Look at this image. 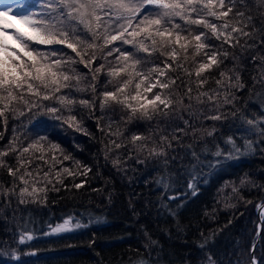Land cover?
I'll return each instance as SVG.
<instances>
[{"label": "trees", "instance_id": "obj_1", "mask_svg": "<svg viewBox=\"0 0 264 264\" xmlns=\"http://www.w3.org/2000/svg\"><path fill=\"white\" fill-rule=\"evenodd\" d=\"M12 1L10 10L15 8L12 13L17 12V15L35 11L39 6L36 0ZM253 15L261 23L259 17L264 15V10L253 12ZM209 39L220 48V42L212 39L210 32ZM113 47L135 51L131 46L122 45L120 41L113 42ZM223 48L229 53L238 52V49L227 45ZM64 51L70 52L67 49ZM137 55L144 57L146 54ZM187 56L188 59L185 60V53L179 52L177 60L180 66L173 63L172 70H165L169 79H175L170 90H161L163 95L171 96L173 100L172 107L168 110L170 119L158 117V120L151 122L136 120L129 123L127 115L119 107L102 111L97 102L93 115L101 118L103 133L98 130L95 119H89L88 109L82 108L78 103L73 109L95 139L74 131L46 113H36L31 118L26 115L19 120L9 118L7 127L0 125V132L4 134V138L0 140V151L7 148L14 136L19 138L14 147H18L20 152L23 147L43 137L44 143L23 155L28 169L32 171L29 187L32 186L31 181L36 180L46 190V194H40L43 203L28 202L23 205L19 203L18 194L11 200L0 194V257H3L0 264L14 262L13 253L20 257V264H207L209 255L219 264H250L253 249L255 258L260 264H264V233L257 236V210L264 203V188L257 191L252 187L253 183L257 186L264 185V154L257 150L255 154L249 153L226 161L222 168L215 169L211 174L209 169H201L206 179L199 182V194L195 198L189 195L187 202L177 201L171 205L178 211L177 216H170L163 207V185L157 188L155 182L163 178L164 183H171L169 195L186 191L188 173L195 161L190 154L185 155V150L190 153L192 149L182 148L172 141L175 150L168 149V157L175 156L177 160L167 168L162 163L158 166L152 160L147 165L138 166L134 160L128 159L129 155L133 158L137 155L141 159L146 158L147 149L159 145L161 135L170 134L177 126L184 127L185 120L191 121L197 131L195 140L191 129L187 136H182L184 146H194L202 158L206 156L213 159L212 153L215 152L216 145L225 147L224 141L229 136H235L237 143L242 145L247 134L237 132L239 120L230 115L224 121L205 119L214 114L215 105L207 97H201V92H219L220 110L225 114L238 108L247 113V118L262 119L259 115V100L249 90L254 88L252 77L260 75L258 64H252L246 57L243 63L233 62L229 58L220 69L204 74L206 83L201 87L195 76L196 64L192 62V53L189 52ZM97 57L95 66L105 65L104 72L99 74L95 82L99 93L105 87H112L106 73L109 62H114V57H107L105 60L99 51ZM196 59L200 61L204 57L201 54ZM164 60L165 57L157 52L150 57L147 67L156 64L163 68ZM75 68L87 77L80 87H88L92 83L91 70L82 64H76ZM229 69L238 70L246 84L245 90L236 93L238 102L235 105L223 104V89L216 84L217 79H220L219 72ZM189 88L191 93L188 92ZM255 92L264 95V88L255 86ZM73 95L77 100L93 98L90 89L86 92H74ZM17 108L24 109V105L19 104ZM63 114L67 116L68 112L65 110ZM13 128L17 129L15 134ZM213 129V136H207V132ZM109 131L111 139L123 145L120 149L109 144ZM117 132L121 135L117 136ZM133 134L148 138L141 142L146 144L145 151L138 152L133 146L130 139ZM52 144L59 145L65 153L70 152L76 160L90 166L92 171L89 175L73 179L62 173L63 183H58L56 172L61 171L62 167H69L73 171L82 169H77L72 161H64L63 153L59 149H53ZM41 148L43 152L39 151ZM105 151H108L107 158ZM18 155L19 153L3 159L14 167H20L17 164ZM41 156L43 159H40ZM117 158L121 163L119 171L112 164V160ZM123 168L128 171L125 173ZM44 172L49 173L47 179L44 178ZM85 179V187H72L73 183H80ZM241 180L246 183L242 185ZM5 187H12V177L5 167H0V190ZM18 187L17 181V192ZM233 187L237 189L236 192H233ZM179 203H184V207L178 208ZM261 216L262 224L264 215ZM69 217H73V223L80 220L89 226L61 236L42 234ZM21 234H31L34 239L21 246L18 243ZM33 251L36 255H25Z\"/></svg>", "mask_w": 264, "mask_h": 264}, {"label": "snow or ice", "instance_id": "obj_2", "mask_svg": "<svg viewBox=\"0 0 264 264\" xmlns=\"http://www.w3.org/2000/svg\"><path fill=\"white\" fill-rule=\"evenodd\" d=\"M36 4L39 6L35 11L14 17L23 28H16L10 23V12L7 9L0 12V125L7 127L9 118L19 120L26 115L31 118L36 113H46L74 131L95 139L84 121L74 114L73 109L77 103L88 109L89 119L94 118L98 130L103 133L101 118L93 115L97 102L102 111L119 107L127 115L129 123L136 120L151 122L158 120V117L170 119L168 110L172 107L173 100L171 96L163 95L161 90H170L171 85L175 84V79H169L165 70H172L173 63L180 66L177 60L179 52L185 53V60L188 59L187 54L192 53V62L196 64L195 76L201 87L206 83L204 74L220 69L229 58L233 62L243 63L246 57L260 68L259 77H252L254 88L249 90L259 100V115L262 119L247 118V113L238 108L225 114L220 110L219 92L200 94L215 105L214 114L206 116L205 119L224 121L230 115L240 121L237 132L247 134L242 145L237 143L235 136H229L224 141L225 147L216 145V150L212 153L213 159L206 156L202 158L194 146H184L182 136H187L191 129L192 138L195 140L197 131L191 121L185 120L184 127L177 126L170 134L161 135L159 145L147 149L146 158L141 159L138 155L133 158L129 155L128 159L134 160L138 166L147 165L152 160L158 166L162 163L167 168L177 160L175 156L168 157V149L175 150L172 141L182 148L192 149L190 153L185 150V155L190 154L195 161L188 173L186 191L169 195L172 190L171 183H164L163 178L155 182L157 188L163 185V207L170 216H177L178 211L171 205L177 201L187 202L189 195L195 198L199 194V182L206 179L201 169H209L211 174L215 169L222 168L226 161L249 153L255 154L257 150L264 154V95L255 92V86L264 88V15L259 17L261 23L253 15V12L264 10V0H36ZM209 32L212 39L220 42L219 49L210 42ZM116 41L131 46L135 51L113 47V42ZM224 45L238 49V52L229 53L223 48ZM65 49L70 52H65ZM98 51L105 60L107 57H114V62H109L106 73L112 87H105L99 93L95 82L99 74L104 72L105 65L95 66ZM157 52L165 57L163 68L156 64L147 67L150 57ZM137 53L146 55L141 57ZM201 54L204 59L197 61L196 57ZM76 64H82L91 70L92 83L88 87H80L87 77L77 72ZM219 77L216 84L223 89V104L235 105L238 102L236 93L246 88L240 72L234 69L220 71ZM89 89L93 93L92 99L77 100L73 95L74 92H86ZM188 92L191 93V88ZM46 101L51 103L45 104ZM19 104H23L24 109H18ZM65 110L68 112L67 116L63 114ZM16 131L13 128L14 134ZM214 131L215 129L207 132V136H213ZM116 135L120 136L121 133L117 132ZM108 137L109 144L114 148L120 149L123 146L111 139L110 131ZM3 138V132H0V140ZM130 139L138 152L145 151L146 144L141 142L147 140V137L133 134ZM18 140L14 136L7 148L0 151V167H5L8 175L12 177V187L3 188L0 194L9 200L18 194L19 203L22 205L28 202L43 203L40 194H46V190L36 180H32V186L29 187L32 171L28 169L23 154L29 153L30 149L36 150L45 141L41 137L23 147L20 152L18 147H14ZM51 147L63 153L64 161H72L77 169H82L73 171L69 167H62L61 171L56 172L58 183H63L62 173L75 179L77 176L87 177L92 171L90 166L76 160L70 152L65 153L59 145L52 144ZM105 148H108L107 144ZM39 151L43 152V149ZM17 153V164L20 167H14L3 159ZM107 156L108 151H105V158ZM112 164L118 171L121 170L119 158L112 160ZM122 170L125 173L128 171L127 168ZM48 176L49 173L44 172V178L47 179ZM240 183L243 185L246 181L241 180ZM86 184L85 179L80 183H73L72 187L81 189ZM252 187L259 191L264 185L257 186L253 183ZM232 190L237 191L235 187ZM177 207L183 208L184 203H179ZM88 226L80 220L73 223V217H69L42 234L61 236ZM260 229L264 233V223L260 225ZM33 239L31 234H21L18 243L23 246ZM12 255L14 262L9 264H20V257L14 253ZM25 255L34 256L36 253L27 252ZM250 258L251 264H260L255 258L254 249ZM207 264L219 262L209 255Z\"/></svg>", "mask_w": 264, "mask_h": 264}, {"label": "rangeland", "instance_id": "obj_3", "mask_svg": "<svg viewBox=\"0 0 264 264\" xmlns=\"http://www.w3.org/2000/svg\"><path fill=\"white\" fill-rule=\"evenodd\" d=\"M10 0H0V10H4L5 8H6V3L7 2H9ZM11 3V2H10ZM18 6V5H17ZM16 9L14 8V9H11V10H8L9 12H10V15H9V17H8V19H9V21H10V23L11 24H13L16 28H23V26L22 25H20L18 22H17V20L16 19H14V17L15 16H17V12L16 13H12V11H15ZM9 34H11L10 33V31H9ZM264 213V211L262 210L261 211V214H263ZM259 224V223H258ZM260 236V235H259Z\"/></svg>", "mask_w": 264, "mask_h": 264}, {"label": "water", "instance_id": "obj_4", "mask_svg": "<svg viewBox=\"0 0 264 264\" xmlns=\"http://www.w3.org/2000/svg\"><path fill=\"white\" fill-rule=\"evenodd\" d=\"M264 211V203L263 204H261L259 207H258V210H257V215H258V217H259V224H258V229H257V236L259 237V235H260V233H261V229H260V225H261V220H262V217L260 216V213H261V211ZM256 244V243H255ZM255 244H254V246H255ZM34 252V251H33ZM251 264V263H250Z\"/></svg>", "mask_w": 264, "mask_h": 264}]
</instances>
